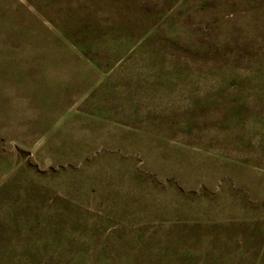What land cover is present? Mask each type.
Wrapping results in <instances>:
<instances>
[{
	"label": "rangeland",
	"instance_id": "374dc122",
	"mask_svg": "<svg viewBox=\"0 0 264 264\" xmlns=\"http://www.w3.org/2000/svg\"><path fill=\"white\" fill-rule=\"evenodd\" d=\"M0 264H264V0H0Z\"/></svg>",
	"mask_w": 264,
	"mask_h": 264
}]
</instances>
